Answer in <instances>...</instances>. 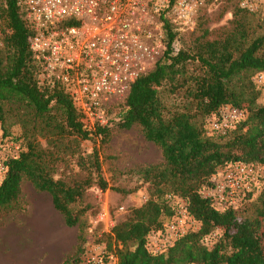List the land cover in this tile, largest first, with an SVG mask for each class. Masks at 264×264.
Returning <instances> with one entry per match:
<instances>
[{
    "label": "trees",
    "instance_id": "1",
    "mask_svg": "<svg viewBox=\"0 0 264 264\" xmlns=\"http://www.w3.org/2000/svg\"><path fill=\"white\" fill-rule=\"evenodd\" d=\"M252 14L236 7L232 26L222 36L211 39L205 29L188 47H174L180 33L169 28L163 58L132 84L118 103L119 115L106 125L88 128L64 86L41 81L29 44L32 32L18 0H3L1 141L18 143L20 151L6 162L9 171L0 185V211L14 208L28 180L52 196L68 226L77 225L83 212L73 206L86 189L97 184L104 190L109 184L97 149L89 156L79 155V165L89 171L87 177L74 183L56 178L57 164L64 160L61 152L79 153L82 141L98 137L105 143L115 125L126 129L139 125L145 138L161 148L164 161L142 171L154 197L106 234L116 264H264V192L253 200L248 195L246 201L253 202L254 212L242 217L238 209L219 210L202 195L220 167L236 161L264 164V104L258 102L261 92L254 80L264 72V33H252ZM227 104L246 109V119L227 135L210 133L208 117ZM14 126L22 128L20 135L12 134ZM168 195L184 198L200 226L166 252L155 254L147 239L153 230L163 228V215L175 212ZM217 229L223 232L216 242L205 244L204 238ZM83 252L78 246L62 264H81Z\"/></svg>",
    "mask_w": 264,
    "mask_h": 264
},
{
    "label": "built area",
    "instance_id": "2",
    "mask_svg": "<svg viewBox=\"0 0 264 264\" xmlns=\"http://www.w3.org/2000/svg\"><path fill=\"white\" fill-rule=\"evenodd\" d=\"M207 1L18 0V5L32 32L29 44L40 66L41 81L64 86L92 128L108 124V111L163 58L168 29L178 33L194 30L197 10ZM254 1L264 4V0H242L241 6L254 11ZM178 45L174 40L173 46ZM254 80L264 83V72L257 73ZM246 117V109L223 105L208 117V130L227 135ZM19 151L18 143L0 141V185L9 171L7 160L17 157ZM209 183L202 195L217 209H239L249 194L264 192V164L228 163L210 176ZM168 198L175 211L171 221L153 230L147 239L155 254L166 252L193 230L187 201L174 195ZM217 239L214 231L204 242L212 246ZM116 262L114 253L94 247L85 251L81 264Z\"/></svg>",
    "mask_w": 264,
    "mask_h": 264
},
{
    "label": "rangeland",
    "instance_id": "3",
    "mask_svg": "<svg viewBox=\"0 0 264 264\" xmlns=\"http://www.w3.org/2000/svg\"><path fill=\"white\" fill-rule=\"evenodd\" d=\"M241 3L242 0H208L197 10L194 30L180 33L179 47H188L205 29L209 30L208 37L211 39L222 36L232 26L233 13L236 7H242ZM2 4L3 0H0V6ZM253 5L255 10L251 11L253 14L249 17L251 31L255 35L263 34L264 4L254 1ZM4 28L0 16V47L4 44ZM255 83L261 92L258 102L264 104V83ZM117 106L118 103L108 111V123L119 115L120 108L117 109ZM84 121L90 128V120L84 116ZM11 131L14 135H20L22 128L14 126ZM2 133L0 123V141ZM100 139L82 141L79 153L61 152L64 160L58 162L55 176L68 183L84 179L89 171L79 165V155L89 156L97 149L102 174L109 187L103 190L93 184L86 189L82 199L73 206L75 211L83 212L80 222L71 227L55 208L52 196L37 190L30 181L25 180L19 202L14 208L0 211V264H62L68 255L75 253L78 246L84 250L83 254L94 247H105L113 253L108 247L106 234L118 223L131 218L135 208L154 197V188L144 181L142 171L149 165L163 162L164 157L161 148L145 138L139 125L130 129L115 125L108 141L101 143ZM42 143L47 145L45 139H42ZM258 195L256 192L251 199ZM247 203L248 200L238 209L241 217L254 212L253 202ZM163 219L164 227L172 216L163 215ZM190 223L193 230L199 229L200 222L193 217ZM216 231L219 238L223 231Z\"/></svg>",
    "mask_w": 264,
    "mask_h": 264
}]
</instances>
